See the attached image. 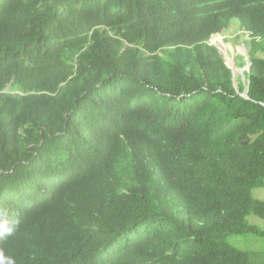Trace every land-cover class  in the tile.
I'll return each mask as SVG.
<instances>
[{
    "label": "trees",
    "instance_id": "16d2710c",
    "mask_svg": "<svg viewBox=\"0 0 264 264\" xmlns=\"http://www.w3.org/2000/svg\"><path fill=\"white\" fill-rule=\"evenodd\" d=\"M234 20L264 50V0H0V264H264V58L237 89L210 44Z\"/></svg>",
    "mask_w": 264,
    "mask_h": 264
},
{
    "label": "rangeland",
    "instance_id": "374dc122",
    "mask_svg": "<svg viewBox=\"0 0 264 264\" xmlns=\"http://www.w3.org/2000/svg\"><path fill=\"white\" fill-rule=\"evenodd\" d=\"M211 43L220 50L227 64L233 69L236 88H239L240 82L246 83L247 85L246 71H248L249 68L248 65L250 64L252 49L258 57L263 58L264 50H260L258 46L253 47L250 36L241 29L237 20L231 22V26L228 30L224 31L222 34L213 36ZM238 57H243L241 62L245 64L244 67L237 66V64L240 63V60L237 59ZM255 197L264 200V189L257 190ZM249 221L264 230V220L250 216ZM241 239L242 238L229 239L228 243L234 245L236 241L240 240L239 245L249 249L248 247H250L251 244L253 245V243L247 247V241H249V239L256 240V238L253 237ZM261 244L262 242L257 246L259 247Z\"/></svg>",
    "mask_w": 264,
    "mask_h": 264
},
{
    "label": "clouds",
    "instance_id": "9594fccd",
    "mask_svg": "<svg viewBox=\"0 0 264 264\" xmlns=\"http://www.w3.org/2000/svg\"><path fill=\"white\" fill-rule=\"evenodd\" d=\"M246 33V32H245ZM222 34V33H221ZM215 35H218V34H214L213 36H215ZM213 36H212V38H213ZM212 38H211V40H212ZM211 40H210V44L211 45H213L212 43H211ZM213 46H215V45H213ZM216 47V46H215ZM217 48V47H216ZM218 49V48H217ZM219 50V49H218ZM219 52H220V50H219ZM221 53V52H220ZM224 58V57H223ZM225 60V59H224ZM226 62V61H225ZM226 64H227V62H226ZM228 65V64H227ZM228 67L233 71V69L228 65ZM248 71H246V74L247 73H249V69H250V64L248 65ZM233 74H234V72H233ZM235 80V79H234ZM247 89L245 90V92H244V94H243V96L246 94V95H248V87H246ZM245 97V96H244ZM8 231H10V229L8 230Z\"/></svg>",
    "mask_w": 264,
    "mask_h": 264
},
{
    "label": "water",
    "instance_id": "95a60500",
    "mask_svg": "<svg viewBox=\"0 0 264 264\" xmlns=\"http://www.w3.org/2000/svg\"><path fill=\"white\" fill-rule=\"evenodd\" d=\"M244 96H245V97H248V95H246V94H245Z\"/></svg>",
    "mask_w": 264,
    "mask_h": 264
},
{
    "label": "bare ground",
    "instance_id": "6f19581e",
    "mask_svg": "<svg viewBox=\"0 0 264 264\" xmlns=\"http://www.w3.org/2000/svg\"><path fill=\"white\" fill-rule=\"evenodd\" d=\"M228 53V52H227Z\"/></svg>",
    "mask_w": 264,
    "mask_h": 264
}]
</instances>
